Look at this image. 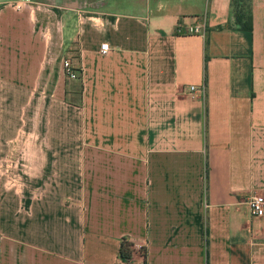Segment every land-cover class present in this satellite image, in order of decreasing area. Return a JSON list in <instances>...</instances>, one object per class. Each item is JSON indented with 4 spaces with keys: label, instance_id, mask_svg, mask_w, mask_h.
<instances>
[{
    "label": "crops",
    "instance_id": "crops-1",
    "mask_svg": "<svg viewBox=\"0 0 264 264\" xmlns=\"http://www.w3.org/2000/svg\"><path fill=\"white\" fill-rule=\"evenodd\" d=\"M15 1L0 0V264H264L247 206L264 197V0L250 33L230 0ZM126 237L144 258L121 261Z\"/></svg>",
    "mask_w": 264,
    "mask_h": 264
},
{
    "label": "built area",
    "instance_id": "built-area-1",
    "mask_svg": "<svg viewBox=\"0 0 264 264\" xmlns=\"http://www.w3.org/2000/svg\"><path fill=\"white\" fill-rule=\"evenodd\" d=\"M29 0H16L12 7L15 10H20L24 3H28ZM179 28V27H178ZM177 28V31L179 29ZM185 31V34H203V27L202 26H194V27H188ZM109 51V48L106 43H103L99 47V53L100 54H106ZM62 71L64 76L69 79L73 80L76 78L75 71L73 70L70 62L68 60H63L61 63ZM197 91V88L194 86H189L187 89V94L192 98L193 93ZM247 206L249 210V215L252 218H262L264 217V197L260 194H252L247 199ZM121 243L126 244V252H127V259L123 260L125 262H130L131 258L133 257H139L144 258V249L143 245L141 243H138L136 241H133L132 239L126 237L121 239ZM122 261V259H121Z\"/></svg>",
    "mask_w": 264,
    "mask_h": 264
},
{
    "label": "trees",
    "instance_id": "trees-1",
    "mask_svg": "<svg viewBox=\"0 0 264 264\" xmlns=\"http://www.w3.org/2000/svg\"><path fill=\"white\" fill-rule=\"evenodd\" d=\"M230 13L233 18V24L237 31L250 33L251 31V11L249 0H230ZM126 244L119 245V258L126 260Z\"/></svg>",
    "mask_w": 264,
    "mask_h": 264
},
{
    "label": "rangeland",
    "instance_id": "rangeland-1",
    "mask_svg": "<svg viewBox=\"0 0 264 264\" xmlns=\"http://www.w3.org/2000/svg\"><path fill=\"white\" fill-rule=\"evenodd\" d=\"M179 31H183V29L182 28H180V26H179ZM64 60H66V59H64ZM76 75V74H75ZM75 79H77V76H76V78ZM74 80V79H73ZM77 88H79V86H76L75 87V92H76V94H78V90H77ZM76 97V96H75Z\"/></svg>",
    "mask_w": 264,
    "mask_h": 264
}]
</instances>
